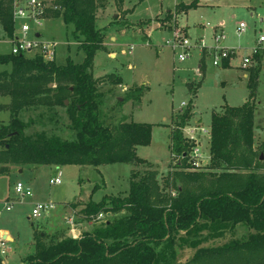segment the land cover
<instances>
[{"label":"rangeland","instance_id":"rangeland-1","mask_svg":"<svg viewBox=\"0 0 264 264\" xmlns=\"http://www.w3.org/2000/svg\"><path fill=\"white\" fill-rule=\"evenodd\" d=\"M41 1L45 4L46 19L41 22L37 32L42 41L57 45L54 64L64 65L67 58L73 63H82L84 55L78 51V42L71 36L72 27L64 25L59 17H54L51 0ZM100 1L103 0L97 3ZM136 2L130 0L131 4ZM193 2L196 3L195 7L187 11ZM178 6L183 9L176 12ZM117 11L118 14L113 10L106 17H98L96 22L97 29L103 30L105 46V49L95 53L92 68L93 78L99 82V114L104 125H114L121 120L151 125L149 144L136 149L137 157L148 162V165H104L98 168L101 175L91 166H65L59 168L62 175L58 186L48 184L49 179L55 176V168H23L21 173H18L17 166L8 168L9 172L0 176V230L8 231L14 241H7L5 255L0 254L2 264H28L29 258L36 252L34 235L41 236L43 245L49 246L60 242L58 239H71L69 236L73 234H69V231L74 229L75 232L79 230L78 234L75 233L79 239L96 229H102L107 223L126 218L127 213L120 211L109 213L108 217L97 221L96 217L86 216L84 209L87 203H98L104 197H109L105 201L109 207L118 199L126 197L131 173L141 176L148 171L156 172L155 189L151 195V203L156 207L170 206L177 198V189L187 194L198 190L196 186L201 185L202 181L185 179L184 173H221V170L211 171L209 168L208 131L211 114H221V106L225 104L231 107L244 104L249 93L246 88L249 73L237 67L229 69V64L226 68L224 64L222 67H213L207 50H200L199 43L191 49L190 56L179 63V51H173L165 43L176 31L191 43L204 41L207 47H251L258 36V19L264 15V0H142L128 17L125 16L126 12H121V6ZM239 23H244L246 30L237 37L235 28ZM220 25L223 39L216 45L212 38L213 28ZM10 46L9 38L0 26V55L9 54ZM110 54H113L111 58ZM201 55L204 71H199ZM238 55L243 57L242 51ZM239 57L231 62L233 66L239 64ZM5 69L9 70V67H0V71ZM259 69L254 97L255 149L264 140V65ZM109 75L119 77L124 85L130 87L119 86L122 83L112 84V81L105 79ZM139 87L144 89L139 102L130 100L119 104L129 91ZM8 101L7 98H0V105ZM182 103L185 104L183 108ZM188 107L198 117L192 115L182 130L183 136L188 138L186 130L195 127L199 130L194 134L196 140L192 142L193 147H190L191 168L175 172L178 171L174 169L178 159L172 157L168 150V135L177 121V115ZM19 119L25 125L24 135L31 139L39 136L64 142L75 139L63 107L33 106L22 111ZM8 122L9 113L0 111V124L6 125ZM16 183H22L32 196L22 199L16 195ZM93 188L97 190L91 194ZM46 202H52L54 209L33 219V206ZM252 234L253 231L244 225L206 224L191 240L198 241L195 248L189 246L191 242H187L184 232L174 235L172 244L165 240L156 246L157 264H184L199 249L226 247L233 242L246 241Z\"/></svg>","mask_w":264,"mask_h":264},{"label":"trees","instance_id":"trees-1","mask_svg":"<svg viewBox=\"0 0 264 264\" xmlns=\"http://www.w3.org/2000/svg\"><path fill=\"white\" fill-rule=\"evenodd\" d=\"M51 1L54 7L51 13L72 27L71 36L78 42V51L84 59L76 64L67 58L64 65L57 66L38 58L0 55V67H9L0 71V98L9 100L0 105V111L9 113V122L0 124V176L13 166L19 169L91 166L100 175L98 168L104 165H148L137 157L136 149L149 144L151 125L125 120L104 125L99 114V82L93 78L92 68L95 53L104 49L103 30L97 29L96 22L99 10L108 3L104 0L99 4L98 0ZM12 2L0 0V26L9 39L14 33ZM106 2H112L113 7L115 3V9L119 10L123 0ZM195 4L191 3L187 11ZM180 9L183 8L178 6L175 11ZM199 71H204L202 55ZM248 73L249 93L244 104L240 107L225 104L221 106V114H211L209 168L221 170L220 174L184 173L185 179L207 185H198V190L188 194L177 189V198L170 206L156 207L151 203L156 172L148 171L141 176L131 173L126 197L113 202L112 207L105 204L109 197H104L98 203H87L84 209L89 217L123 211L128 215L126 218L107 223L79 239L49 246L43 245L41 236L34 235L36 252L28 264H157L156 246L165 240L172 244L173 236L184 232L187 242H191L189 246L195 248L199 243L191 240L206 224L244 225L254 234L246 241L226 247L199 249L184 264H264V140L253 148L254 97L260 69H249ZM105 79L112 84L121 83L115 75ZM143 91L142 87L129 91L119 104L130 100L139 102ZM37 105L65 108L75 139L64 142L42 136L26 137L19 114ZM191 117L188 107L177 115L168 135V150L178 159L175 172L191 168L189 152L193 143L182 133ZM241 172L247 174L240 175Z\"/></svg>","mask_w":264,"mask_h":264},{"label":"built area","instance_id":"built-area-1","mask_svg":"<svg viewBox=\"0 0 264 264\" xmlns=\"http://www.w3.org/2000/svg\"><path fill=\"white\" fill-rule=\"evenodd\" d=\"M45 4L41 0H13L12 2V20L14 23V33L10 42V55L13 56H29V59H40L45 63H54L55 53L57 45L52 42H44L40 39V35L37 32L41 22L46 18ZM18 24V26H17ZM36 29V31H35ZM214 32L212 35L213 41L216 45L223 39L222 25L217 28H213ZM246 30L244 23H239L235 28V34L240 37ZM172 32V31H171ZM199 43L200 50H207L208 57L211 60L213 67H222L224 63L230 64L234 59L239 57L238 53L242 51L243 57H239V64L236 65L244 71L249 69H257L264 59V34L258 33L254 44L251 47L245 48H231L227 49L224 47H207L204 41L191 43L188 38L183 37L180 33L174 31L170 39L166 41V45L169 46L173 51H179L177 55V61L179 63L184 62L189 56L191 49ZM182 108L185 106L181 104ZM187 129V128H186ZM199 128L195 127L190 131H185L188 135L187 140L192 143L196 138L194 137L195 132ZM210 138V129L208 131ZM196 153V152H195ZM197 156V153H196ZM193 164V163H192ZM196 165V164H195ZM48 184L50 186H58L61 184V171L56 170L55 176L49 179ZM15 194L22 199L30 198L31 192L22 183H16L14 188ZM10 205V204H9ZM52 202L38 203L32 208L31 217L36 219L41 214L47 213L54 209ZM10 210L9 207L6 208ZM109 213H100L96 216V220H103L104 217H108ZM7 239L0 235V254L4 255V247L7 244Z\"/></svg>","mask_w":264,"mask_h":264},{"label":"crops","instance_id":"crops-1","mask_svg":"<svg viewBox=\"0 0 264 264\" xmlns=\"http://www.w3.org/2000/svg\"><path fill=\"white\" fill-rule=\"evenodd\" d=\"M130 3V0H123V3H122V5H121V12H126V11H133L134 10V8L139 4L138 3V0H137V2L136 3H133V4H131ZM112 4L111 3H109V4H106L105 5V7H104V9H100L99 11H100V14H99V16L100 17H106V14L109 12L110 13V11H115L116 12V14H118V11H117V9H115L113 6H111ZM201 6V5H200ZM130 12V13H131ZM130 13H127L125 16L126 17H128L129 16V14ZM128 20V19H127ZM258 22H259V27H258V33L260 32V33H263L262 32V29H263V27H264V15L263 16H261L259 19H258ZM188 30V29H187ZM256 31V30H255ZM264 34V33H263ZM187 36H188V31H187ZM189 37V36H188ZM111 40V39H110ZM112 40H113V38H112ZM206 44V43H205ZM103 48L105 49V46L103 45ZM201 53V52H200ZM112 55L113 54H110L109 55V57L111 58L112 57ZM201 58V57H200ZM264 65V59L262 60V62H261V64L259 65V67L258 68H260V67H262ZM233 67H237V66H233L232 65V63H230L229 65H228V68L229 69H232ZM121 83H122V81H121ZM122 85H124L123 83L121 84V85H119V86H122ZM125 87L124 88H128V87H130V86H126V85H124ZM247 96H248V94H247ZM245 100H246V98H245ZM227 105V104H226ZM227 106H229V105H227ZM229 107H231V106H229ZM192 115H193V117L194 118H197L198 117V115L196 114V113H193V111H192ZM139 148V147H138ZM44 167H47V168H49V169H51V168H55L56 170H60L59 168H64V167H55V166H44ZM72 167H77V168H83V167H78V166H72ZM9 168H11V167H9ZM27 169V168H26ZM30 169V168H29ZM33 169H35V168H31V170H33ZM39 168H37L36 170H38ZM55 170V171H56ZM18 171V173H21V169H18L17 170ZM99 172H100V170H99ZM61 175H62V173H61ZM101 175V174H100ZM70 232L73 234V235H71V236H69V234H70ZM78 232H79V230H77L76 232H75V229L74 230H72V231H69V234H68V230L66 231V233L68 234L67 235V237L69 236V238H71V239H78V237L76 236V234H78ZM76 233V234H75ZM0 235H6L7 236V238H8V243H12L14 240L12 239V237L9 235V233H8V231H6V230H0ZM43 236V235H42ZM58 241H61L60 239H58ZM45 242V241H44ZM5 250V249H4ZM4 255H5V253H4Z\"/></svg>","mask_w":264,"mask_h":264},{"label":"water","instance_id":"water-1","mask_svg":"<svg viewBox=\"0 0 264 264\" xmlns=\"http://www.w3.org/2000/svg\"><path fill=\"white\" fill-rule=\"evenodd\" d=\"M65 105H67V102H65ZM262 156H260V159L262 160ZM3 238H5V239H7L8 240V238L6 237V236H3Z\"/></svg>","mask_w":264,"mask_h":264},{"label":"bare ground","instance_id":"bare-ground-1","mask_svg":"<svg viewBox=\"0 0 264 264\" xmlns=\"http://www.w3.org/2000/svg\"><path fill=\"white\" fill-rule=\"evenodd\" d=\"M4 236V235H3ZM6 236V235H5ZM7 237V236H6Z\"/></svg>","mask_w":264,"mask_h":264}]
</instances>
